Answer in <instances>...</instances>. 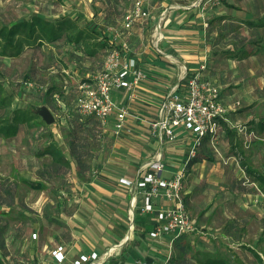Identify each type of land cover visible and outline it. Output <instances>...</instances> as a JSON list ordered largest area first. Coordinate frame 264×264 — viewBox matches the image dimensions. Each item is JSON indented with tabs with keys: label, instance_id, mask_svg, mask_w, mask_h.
Listing matches in <instances>:
<instances>
[{
	"label": "rangeland",
	"instance_id": "1",
	"mask_svg": "<svg viewBox=\"0 0 264 264\" xmlns=\"http://www.w3.org/2000/svg\"><path fill=\"white\" fill-rule=\"evenodd\" d=\"M226 1L237 6L228 11L236 29L215 36L217 55L210 63L211 72L205 62L202 75L208 73L206 78L220 85L226 122L245 138L242 149L251 157L252 165L264 173V140L260 145L249 142L253 138L249 121L264 116V51L241 58L229 57L225 52L247 45L260 35L264 38V26L237 24L238 17H263L264 0ZM222 4V0L217 3ZM122 6L111 10L107 17L100 12L104 7L101 0H0V26L36 14L47 18L66 14L100 29L120 19ZM75 53L80 54L73 45L60 40L40 47L25 44L16 56H0V97L6 103L0 107V119L12 108L29 114L42 105L54 117V122L45 127L34 126L33 121L20 122L15 135L0 136V228L4 227L1 264H57L51 254L57 245L63 246L65 261L73 264L78 258L75 249L86 241L99 242L101 229L108 222L98 218L99 192L87 188L89 181L92 188H98V182L104 183L103 175H113L112 168L134 159L131 153L145 147L143 141L126 136H120L117 142L109 134L110 127L101 131L94 124L75 126L73 117L80 123L86 119L75 112L77 83L101 68L106 51L91 59L76 58ZM51 85L60 88L61 93L54 90L45 103V92ZM214 141L207 142L204 151L216 154L217 159H207L204 167L184 171L183 200L197 227L189 240L195 244L198 237L202 248L227 255L230 264H259L251 249L257 250L264 261V239L260 240L264 237V196L245 171L232 167L235 158L224 133L217 143ZM49 143L61 149L69 164L52 166L50 155L38 153ZM122 148L130 149L128 154L123 155ZM77 155L82 169L77 165ZM37 181L42 182L40 187ZM176 252L172 244L163 264Z\"/></svg>",
	"mask_w": 264,
	"mask_h": 264
},
{
	"label": "crops",
	"instance_id": "2",
	"mask_svg": "<svg viewBox=\"0 0 264 264\" xmlns=\"http://www.w3.org/2000/svg\"><path fill=\"white\" fill-rule=\"evenodd\" d=\"M101 1L104 7L100 9V12L103 11L104 16L107 17L111 10L124 4L120 19L103 28L100 27L99 31L107 38L106 52L110 48L120 47L122 43H125L127 46L125 56L135 58L137 65L145 72L146 77L137 86L136 98L131 102L130 109L133 113L149 119L156 118L164 94L178 83H182L180 81L182 75L184 85V77L197 71L204 60L211 72L210 63L215 60L214 57L217 55L213 47L214 38L216 35H222L221 27H227L233 21L234 18L228 11L237 9L236 5L228 2L222 5H204L203 0H144L143 4L148 10V17L136 22L131 29L126 30L122 26V18L132 8L136 0H127V2L123 0ZM248 17H238L240 19L237 18V24L243 25L242 22ZM159 30L162 37L155 41ZM148 31L151 33L150 43L147 41ZM145 39L146 43H144ZM136 45L137 48H135ZM209 76L208 73H205L203 77L208 78ZM113 97L116 102L122 103L125 92L115 90ZM127 121L131 133L129 131L116 134L112 130L111 123L106 128H102L99 123L97 125L98 130L101 131H107L110 127L109 134L117 142H119L117 139L120 136H126L125 139L143 141L145 147L131 153L134 159L125 160L121 166L112 168L115 170L113 175L110 173L103 175L104 183L98 182V188H92V181H89L91 186L88 184L87 188L99 192L97 193L99 195L97 203L100 205L101 212L98 218L108 222L107 226L101 229L102 235L99 236V242L94 240V242L87 243L86 241L83 247L87 249V252H84L85 249L80 246L75 249L77 257L92 252L97 254L96 261L83 264H141L143 262L145 264H163L173 236L163 233L157 237H151L149 233L157 223L159 210L162 207L173 205V200L162 194L153 196L151 199L152 210L145 211L143 209V188L136 187L135 180H140L148 173L154 172L147 163L159 156L163 167L157 172V175L160 178L171 179L181 173V196L183 198L184 171L192 169L194 166L204 167L208 159L207 156L212 158L208 159L210 161L217 159L216 154L204 151V146L211 141L210 136L206 139L202 138L201 142L204 141V144L202 143L196 148V153H200L199 157H202L201 161L189 164L191 158L187 159L188 154L195 141L194 135L190 131L183 127H176V139L173 142L163 141L160 144L159 138L150 133V127L146 122L133 117H129ZM222 132L219 126L217 135L221 136ZM218 136L215 143H217ZM122 150V154L125 155L130 149L122 148ZM232 157L235 158L232 167L237 166L244 171L236 155L233 154ZM122 177L132 179L133 183L131 185L120 183ZM102 248L105 250L101 251ZM80 251L83 252L79 253ZM162 252L165 253L162 254ZM64 263L69 264L67 261Z\"/></svg>",
	"mask_w": 264,
	"mask_h": 264
},
{
	"label": "built area",
	"instance_id": "3",
	"mask_svg": "<svg viewBox=\"0 0 264 264\" xmlns=\"http://www.w3.org/2000/svg\"><path fill=\"white\" fill-rule=\"evenodd\" d=\"M220 1L203 0V4H217ZM143 2L144 0H136L132 8L124 14L122 18L124 29H131L136 22L148 17L149 13ZM160 37L162 35L159 30L154 40L158 41ZM126 49L125 43H122L120 47L110 48L105 54L101 69L77 83L76 113L82 117L93 116L102 128H106L111 123L112 130L116 134L128 133L131 129L127 119L137 118L149 125L150 133L159 138L160 144L163 141L173 142L176 139L175 128L183 127L194 135L195 141L187 159L192 158L202 138L208 135L210 139L215 140L219 120H226V108L220 99V87L202 75L205 60L199 65L197 71L184 77V85L182 75L180 80L182 83H178L164 94L156 118L149 119L133 113L130 109L131 102L136 98L137 86L146 76L137 65L135 58L125 56ZM115 90L125 92L122 103L115 101L113 97ZM147 165L154 172L148 173L140 180H135L136 187L143 188V209L152 210L153 196L162 194L173 200V205L159 210L157 223L150 231V236L157 237L168 233L173 236V240L181 234L196 231L195 220L188 215L181 196L182 174L178 173L171 179L160 178L157 172L162 169L163 163L159 156L149 161ZM120 183L131 185L133 180L122 177ZM51 254L57 264L64 263L66 255L62 245L55 246ZM97 259V254L92 252L88 255H80L73 260V264L89 263Z\"/></svg>",
	"mask_w": 264,
	"mask_h": 264
},
{
	"label": "trees",
	"instance_id": "4",
	"mask_svg": "<svg viewBox=\"0 0 264 264\" xmlns=\"http://www.w3.org/2000/svg\"><path fill=\"white\" fill-rule=\"evenodd\" d=\"M123 1L127 2V0ZM222 3H227V1L222 0ZM242 23L252 28L261 27L264 26V16L248 17V19H244ZM227 27H221L222 36H224L225 32H229L230 29H236L235 25H232L231 23H229ZM60 40L70 43L80 52V54H74V56H78L76 58H97V56L99 57V54L105 52L108 47L107 38L100 33L99 29L90 28L84 23L81 24L78 20L69 15L65 14L63 16L47 18L44 15L36 14L24 20L15 21L9 25L2 24L0 26V56H16L22 51L25 44L27 46L36 45L40 47L45 42L55 43ZM262 51H264V38L260 35L257 40H251L247 45H242L238 48H229V50H226L225 52L229 57L241 58L248 54H258ZM101 64L102 61H100V65ZM54 90H58L61 93L60 88L51 85L45 92V103L49 102ZM2 105L5 106L6 103L4 102V99L0 97V107ZM73 120L77 127H81L83 124L98 125V122L93 116H86V119L82 121V123L77 121V117H73ZM32 121L34 126H48L44 120L33 111L28 114V112L19 108H12L9 115L0 119V136L8 137L15 135L18 131V124L20 122ZM219 126L230 145L231 153L236 155L240 166L251 178L250 181L256 182L257 188L264 194V173L252 165L250 161L251 157L245 154L244 149H242L241 143L245 141V138L240 135L238 136L236 130L232 129L224 119L219 120ZM249 131L253 134V138L250 139L249 142L253 145L262 144V140H264V116H259L258 119H251L249 121ZM49 134L51 137L55 138V135L52 132ZM206 137H208V135L203 138L206 139ZM202 143L204 144V141L201 142V144ZM71 146V148L74 147L72 143ZM38 153L50 155L52 166H55L56 164L67 165L70 162L69 159L63 155L61 149L57 148L53 143L47 144L46 148ZM199 156L200 153L197 152L190 159L189 164L201 161L202 157ZM207 157L210 160L212 159L209 156ZM76 158L78 159L77 165L82 169L83 165L80 163L81 161H79V155H77ZM78 171L80 172L79 168ZM41 185L42 182H36V186L40 187ZM50 218L51 220H58L55 219V217ZM3 231L4 227L0 228V246H2L3 243ZM188 234L190 233L181 234L174 239L173 244L177 249V252L170 257L169 261L165 264H230L227 255L202 248V242L198 237H195V244H192L189 239L192 237L194 238V236L193 234ZM263 239L264 237H260V240ZM251 250L256 256L259 264H264L263 258L260 256L259 252L254 248ZM1 263L2 258L0 257V264Z\"/></svg>",
	"mask_w": 264,
	"mask_h": 264
},
{
	"label": "water",
	"instance_id": "5",
	"mask_svg": "<svg viewBox=\"0 0 264 264\" xmlns=\"http://www.w3.org/2000/svg\"><path fill=\"white\" fill-rule=\"evenodd\" d=\"M35 112L44 120L46 124H51L54 122V117L46 105L38 107Z\"/></svg>",
	"mask_w": 264,
	"mask_h": 264
},
{
	"label": "bare ground",
	"instance_id": "6",
	"mask_svg": "<svg viewBox=\"0 0 264 264\" xmlns=\"http://www.w3.org/2000/svg\"><path fill=\"white\" fill-rule=\"evenodd\" d=\"M117 247V246H116Z\"/></svg>",
	"mask_w": 264,
	"mask_h": 264
}]
</instances>
